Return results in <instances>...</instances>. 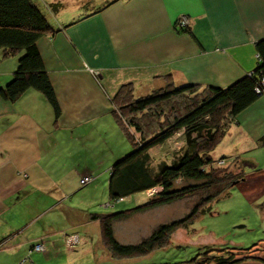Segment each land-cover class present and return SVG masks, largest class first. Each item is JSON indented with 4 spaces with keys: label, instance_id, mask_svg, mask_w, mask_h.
<instances>
[{
    "label": "crops",
    "instance_id": "crops-1",
    "mask_svg": "<svg viewBox=\"0 0 264 264\" xmlns=\"http://www.w3.org/2000/svg\"><path fill=\"white\" fill-rule=\"evenodd\" d=\"M181 14L189 18L187 31L174 27ZM70 18L56 19L54 31L38 40L58 118L36 88L15 101L0 97V264H21L22 255L37 251V237L44 243L42 237L63 236L36 230L46 211L66 218L59 229L99 226L89 212L75 216L67 201L83 174L110 171L131 148L117 151L109 142L119 127L111 97L120 84L132 82L141 94L168 81L227 86L256 67L255 43L264 38V0H106ZM18 56L2 57L0 48V86L12 78ZM226 136L235 144L227 158L250 155L236 186L264 223V93L235 116L221 140ZM62 157L69 169L56 168Z\"/></svg>",
    "mask_w": 264,
    "mask_h": 264
},
{
    "label": "trees",
    "instance_id": "trees-1",
    "mask_svg": "<svg viewBox=\"0 0 264 264\" xmlns=\"http://www.w3.org/2000/svg\"><path fill=\"white\" fill-rule=\"evenodd\" d=\"M48 5L55 11L61 2L56 0ZM174 27L177 31L189 30L188 25ZM53 31V25L37 1L0 0L2 57L19 53L12 78L0 86V97L15 101L28 88H36L48 99L57 119L61 113L60 104L38 47L39 38ZM255 48L256 67L227 86L197 82L175 85L168 81L162 87L137 95L132 82L117 88L111 97L112 112L132 149L111 164L108 194L112 199H121L145 190L148 197L122 210L89 212L91 219L98 220L101 240L111 256L134 257L166 245L171 234L192 222L204 206L219 196L224 186L243 178L241 161L240 165H216L210 152L225 135L229 122L264 93V90L256 91L257 87L261 88L260 80L264 77V38L256 41ZM178 132L182 133L183 143L170 161L166 162L163 157L156 160L152 149L164 145ZM152 188L158 190L148 193ZM198 193L204 195L183 217L159 224L136 243H122L116 239L115 220ZM236 254L213 255L211 261L213 264H243L254 259L264 262V256L258 254Z\"/></svg>",
    "mask_w": 264,
    "mask_h": 264
},
{
    "label": "rangeland",
    "instance_id": "rangeland-1",
    "mask_svg": "<svg viewBox=\"0 0 264 264\" xmlns=\"http://www.w3.org/2000/svg\"><path fill=\"white\" fill-rule=\"evenodd\" d=\"M52 1L50 0L48 3ZM105 1L59 0L61 5L55 11L50 10L48 3L46 4L42 0H39L40 4H38L50 23L53 24L56 19H63L67 16L71 17L69 20L78 18L88 9L101 5ZM184 17L185 15L181 14L175 24L180 25L185 20ZM187 24L181 25L186 26ZM261 88L264 90L263 85H261ZM135 94L141 93L137 89ZM232 128V135H234L236 128L233 125ZM232 138L226 136L210 152V155L215 159L216 165H227V163H231L230 166H233L234 163L240 165L241 161L242 167L246 168V164L250 161V155L241 158V160L234 159L235 161H233V158L236 156L232 159L227 158L229 153L235 150L234 139ZM109 142L112 147L113 144L115 145L117 151L122 150L124 146L130 148V143L122 134L120 127L117 128V137L110 134ZM182 143V133H175L167 139L164 145L152 149L155 159L159 160L163 156L164 160L169 162L171 155ZM130 150L128 149L126 153ZM99 156H95V158L100 159L101 156ZM221 156H224V158H221ZM62 158L64 161L56 162V168L60 169L64 165L66 169H69V162H65V157ZM95 158L93 156V162H95ZM66 160L68 159L66 158ZM110 162H107L106 165H109ZM243 171L245 174V170ZM109 172V170L92 172V179L84 184L80 182L81 177L79 178V182L75 185V189L67 201V203L76 205V207L71 208V211L76 214L75 216L80 217L82 213L84 214V211L112 212L122 210L140 204L147 199L148 196L145 190L136 191L121 199L110 198L107 189ZM71 181L73 182L74 179H71ZM238 181L224 186L219 196L204 206L203 211L192 222L185 227L177 228L171 234L166 245L134 257L111 256L107 246L101 240L98 225L84 227V225L77 224L74 228L59 229V224L65 223L66 218L53 212V210L46 211L38 219L36 230L39 232L43 229L41 226H45L43 231L51 233L62 231L63 236L45 237L46 239L42 237L44 243L37 237L32 247L36 246L38 250L34 248L37 251L30 256L22 255L20 262L21 264H213L211 261L213 255L226 256L230 252H233L234 256H237L236 253L264 256L263 220L259 216L257 206L245 199L237 189L236 183ZM203 195V193L193 194L190 197H183L169 203L136 211L126 218L115 220L113 222L114 235L122 243H136L149 235L159 224L183 217ZM40 197L44 198L43 195ZM34 199L37 198L33 194L30 196L29 201ZM46 204L45 199L41 203L40 209L44 208ZM24 213L25 211H21L22 218ZM52 216L53 218H51ZM64 229H69V231H63ZM48 235L50 236V234ZM20 239L26 241L30 240V237H20ZM51 240H53V243ZM253 244H255L254 247L249 250ZM35 253H42L41 260L37 259ZM243 264L261 263L254 259Z\"/></svg>",
    "mask_w": 264,
    "mask_h": 264
},
{
    "label": "built area",
    "instance_id": "built-area-1",
    "mask_svg": "<svg viewBox=\"0 0 264 264\" xmlns=\"http://www.w3.org/2000/svg\"><path fill=\"white\" fill-rule=\"evenodd\" d=\"M185 18V20L183 21V22H181V24H187V25H189V19L185 16L184 17ZM180 24V25H181ZM186 25V26H187ZM260 84L261 85H263L264 86V77L260 80ZM262 89L261 88H256V91L257 92H260ZM179 133V132H178ZM92 176H93V174H91V173H86L85 175H83V176H81V178H80V182L82 183V184H84V183H86V182H88V181H90L91 179H92ZM156 190H158V189H156V188H152V189H149L147 192L148 193H153V192H155ZM69 238H71V237H69ZM37 245V244H36ZM33 248H36V246H34ZM37 249V248H36ZM38 250V249H37Z\"/></svg>",
    "mask_w": 264,
    "mask_h": 264
}]
</instances>
